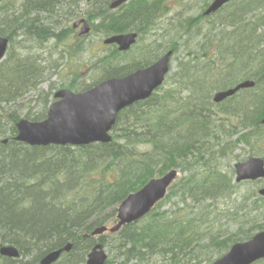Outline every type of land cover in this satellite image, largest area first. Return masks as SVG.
I'll list each match as a JSON object with an SVG mask.
<instances>
[{
	"label": "trees",
	"instance_id": "trees-1",
	"mask_svg": "<svg viewBox=\"0 0 264 264\" xmlns=\"http://www.w3.org/2000/svg\"><path fill=\"white\" fill-rule=\"evenodd\" d=\"M167 2L131 0L112 10L110 0H0V36L10 42L0 62V246L15 245L22 255L21 259L0 256V264H36L68 241L73 249L58 264H86L96 240L84 238V233L115 220L118 204L155 174L191 169L189 154L200 157L202 143L211 136L220 139L210 118L214 106L237 117L241 128H249L235 141H226L223 152L238 143L256 147L264 142V0H232L213 14L219 16V25L203 24L211 17L202 12L207 1L195 17L170 21L176 41L166 46L163 33L133 53L168 14ZM80 16L91 23V34L139 32L128 52L107 46L109 52L98 58L102 77L128 74L169 49L176 54L182 47L180 38L187 35L183 46L188 54L167 77L169 82L119 114L110 143L44 147L16 141V124L23 116L20 99L37 93L41 110L28 109L24 117L42 120L47 116L52 94L40 86L58 67L51 62V43L62 46L71 57L85 50V39L74 44L68 40L75 32L70 22ZM244 79L254 80L255 86L239 90L222 103L213 102L215 91ZM230 102L234 104L227 106ZM142 145L147 149L142 150ZM240 185L216 169L177 179L166 199L143 219L125 225L112 237H99L109 247L106 264L115 259L118 264L211 263L213 247L220 256L235 239L230 238L233 234L222 238L223 220L227 219L228 227H238V240L264 229L258 224L264 218V196L255 189L242 193ZM174 199H178L176 210L157 211ZM247 223L251 230H246ZM183 254L189 258L183 259ZM26 257H30L27 262Z\"/></svg>",
	"mask_w": 264,
	"mask_h": 264
},
{
	"label": "water",
	"instance_id": "water-1",
	"mask_svg": "<svg viewBox=\"0 0 264 264\" xmlns=\"http://www.w3.org/2000/svg\"><path fill=\"white\" fill-rule=\"evenodd\" d=\"M126 0H116L111 7H117ZM230 0H213L205 11L211 14L219 10ZM83 22L80 34L90 32V24L86 20H78L74 26ZM137 33L113 35L104 43H116L120 50H128L136 42ZM9 39L0 36V60L7 52ZM173 51L164 53L156 62L133 71L122 77L107 78L98 84L74 92L61 89L55 96L59 99L52 103L47 118L42 121H31L23 118L17 123L16 140L29 145L47 146L74 145L87 146L93 143H109L112 141V130L118 114L133 103L147 99L163 84L170 71V59ZM255 82L246 80L237 86L221 90L214 95V100L220 102L232 96L241 88L254 86ZM264 123V118L262 120ZM237 181L264 177V159L250 157L236 164ZM179 174L177 169H171L161 177L149 180L142 188L130 193L117 208V222L113 226H98L86 235H99L104 232H116L122 226L136 222L148 214L157 202L165 198L168 188ZM264 195V188L260 190ZM85 235V236H86ZM73 244L68 242L59 249L47 253L41 264L56 262L64 251H69ZM0 252L10 257H18L19 250L12 245L1 247ZM107 252L102 243H97L87 256V264H105ZM264 258V231L255 234L251 239L235 243L223 256L212 264H253Z\"/></svg>",
	"mask_w": 264,
	"mask_h": 264
},
{
	"label": "rangeland",
	"instance_id": "rangeland-1",
	"mask_svg": "<svg viewBox=\"0 0 264 264\" xmlns=\"http://www.w3.org/2000/svg\"><path fill=\"white\" fill-rule=\"evenodd\" d=\"M212 1V0H168L167 6L170 8L169 12L163 19L160 21V25H158V28L154 30L152 33L150 32L147 34V36L141 40L138 43V47H136L133 51V53L138 52V49L142 47L145 43L153 42L155 39L159 37V35L163 34L165 35L164 43L166 46L170 45L173 41L177 40V36L174 35V30H172L170 21L177 22V20L187 17H195L199 12H201L202 7L204 6L205 2ZM229 9H226L223 11L225 13ZM209 22H214L216 25H219V16L216 14L214 16H211L208 20H204L203 24H208ZM205 27V26H204ZM206 28V27H205ZM187 35V34H186ZM188 36V35H187ZM186 36V37H187ZM180 38L182 42L181 50L176 53L172 59V65L173 68L169 74V76H172L174 72L177 70V64L178 61L184 57L186 54H188V47L183 46L184 39L186 38ZM105 37L100 35L99 33H93L86 37V46L85 50L78 54L76 57H69L66 55V53L63 51V47H56L54 42L51 43L53 45L51 47V51L53 52L51 57L55 63H57L58 67L55 69L56 71L51 75L50 78L45 80L41 86L40 90L42 91H50L51 94H53L56 90L60 88H67L70 87V83L73 82L74 84V90H82L84 87L93 84L94 82H97L101 79L103 76L101 69L98 67L99 60L98 58L104 54L109 52V48H106L107 46L104 45L103 39ZM75 39L72 37L69 41H74ZM161 42V38L159 40ZM155 43H157L155 41ZM196 43V42H194ZM155 45V44H153ZM133 53L131 55L125 56L126 58L123 59V61L129 60ZM192 55V54H190ZM166 82H169L168 80ZM37 100L40 103V99L37 96V93H30L29 95L25 96L24 98L20 99L18 102L20 105H23V108L21 110L22 115L24 116L25 113L28 111V109H32V111H38L39 106L37 105ZM234 104V102H230L227 104V106H231ZM213 112L210 116L212 122V126H215V136L219 137L220 139H215L213 136L210 137L209 141L206 143H202L201 145V156H195L189 154L190 162L192 165H190L191 169H188L187 167L183 168L182 171H180L178 179L184 176H188L190 172H198L199 174H205L208 173L214 169L222 171L224 173L230 174L235 181V171H234V165L239 161L247 160L251 156H262L264 155V142L260 143V145L256 147H251L250 145L246 143H238L237 145H231L227 148L224 152L222 151L223 144L231 140L232 142L237 139V137L246 131L249 130L238 125L239 120H237V117L232 116L229 114V112L224 111L222 108H218L214 106ZM214 124V125H213ZM237 125L235 128L234 125ZM233 129H236V132L231 134ZM142 150L147 149L146 146H141ZM163 175V174H162ZM161 174H155V177H160ZM149 181V180H148ZM264 185V179L257 181V182H246L241 184V192L244 193L248 190L255 189L258 193V189ZM140 189V188H138ZM178 199L170 200L164 202L161 207H157V211L164 212L169 211L173 212L176 210L178 203H176ZM192 204V202H190ZM224 205H222L223 207ZM226 210V207L223 208ZM111 211V209L106 210ZM227 221V219H226ZM225 220L222 221L224 223V233L227 237L229 235H232L230 237L231 239H234L236 241H230L231 244H234L235 242L239 241L237 238H239V233L237 230L238 227L231 226L234 228V230H231V227H228ZM115 221L111 220L108 224L112 225ZM258 224L264 225V218H261L258 220ZM229 225V224H228ZM246 230H251L253 226L250 224H245ZM103 235H106L108 237H112L113 233L107 232ZM228 240V239H227ZM224 245H218L217 248H224L221 247ZM106 249L108 253L110 254L109 247L106 246ZM212 253V257L216 259L219 257V252L216 248L213 247V250L210 251ZM224 252L221 253V255ZM184 255V254H183ZM183 259H188V255H184ZM190 255V254H189ZM161 255L157 256L156 259L160 260ZM30 258H27L26 262ZM135 263L134 261L129 263L132 264ZM112 264H118V260L115 259V262ZM160 264V263H157ZM200 264H210L208 261H202ZM263 264V263H262Z\"/></svg>",
	"mask_w": 264,
	"mask_h": 264
},
{
	"label": "flooded vegetation",
	"instance_id": "flooded-vegetation-1",
	"mask_svg": "<svg viewBox=\"0 0 264 264\" xmlns=\"http://www.w3.org/2000/svg\"><path fill=\"white\" fill-rule=\"evenodd\" d=\"M80 17H85V16H80ZM73 37H76L78 38V41L77 42H81L79 39L82 38L80 35H79V28L77 29V31L75 33H73ZM76 42V43H77ZM80 54V53H79ZM41 259V258H40ZM39 263H40V260H39ZM38 263V264H39Z\"/></svg>",
	"mask_w": 264,
	"mask_h": 264
}]
</instances>
